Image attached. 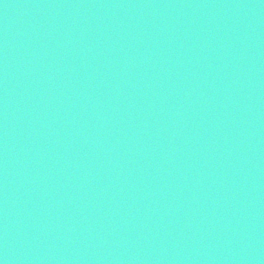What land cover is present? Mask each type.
<instances>
[{"label": "water", "instance_id": "obj_1", "mask_svg": "<svg viewBox=\"0 0 264 264\" xmlns=\"http://www.w3.org/2000/svg\"><path fill=\"white\" fill-rule=\"evenodd\" d=\"M0 264H264V0H0Z\"/></svg>", "mask_w": 264, "mask_h": 264}]
</instances>
